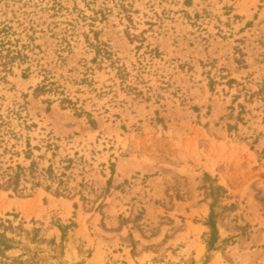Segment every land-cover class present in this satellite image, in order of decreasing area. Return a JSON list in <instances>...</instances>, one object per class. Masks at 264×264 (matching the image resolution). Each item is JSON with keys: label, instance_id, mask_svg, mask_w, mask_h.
Returning <instances> with one entry per match:
<instances>
[{"label": "rangeland", "instance_id": "obj_1", "mask_svg": "<svg viewBox=\"0 0 264 264\" xmlns=\"http://www.w3.org/2000/svg\"><path fill=\"white\" fill-rule=\"evenodd\" d=\"M0 264H264V0H0Z\"/></svg>", "mask_w": 264, "mask_h": 264}, {"label": "trees", "instance_id": "obj_2", "mask_svg": "<svg viewBox=\"0 0 264 264\" xmlns=\"http://www.w3.org/2000/svg\"><path fill=\"white\" fill-rule=\"evenodd\" d=\"M210 226H211V229H212V236L214 237V234L217 233V230H216V228H215V226L213 225L212 222H210ZM213 240H214V239H213ZM213 240H212L211 244L213 243Z\"/></svg>", "mask_w": 264, "mask_h": 264}, {"label": "crops", "instance_id": "obj_3", "mask_svg": "<svg viewBox=\"0 0 264 264\" xmlns=\"http://www.w3.org/2000/svg\"><path fill=\"white\" fill-rule=\"evenodd\" d=\"M68 251H67V256H68ZM65 260H69L68 257L65 258ZM66 262V261H65ZM73 262H76V260H74ZM91 263V262H90Z\"/></svg>", "mask_w": 264, "mask_h": 264}]
</instances>
